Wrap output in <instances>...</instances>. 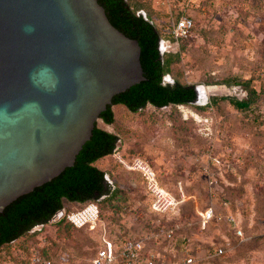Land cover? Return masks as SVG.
Segmentation results:
<instances>
[{
    "label": "rangeland",
    "instance_id": "rangeland-1",
    "mask_svg": "<svg viewBox=\"0 0 264 264\" xmlns=\"http://www.w3.org/2000/svg\"><path fill=\"white\" fill-rule=\"evenodd\" d=\"M125 1L165 36L169 21L154 0ZM190 16L192 28L179 41L162 83L192 85L194 102L163 109L146 105L134 114L117 105L111 107V125L96 121L117 136L126 156L150 164L175 196V210L161 216L150 212L137 175L107 156L94 165L107 173L116 193L112 200L97 202L93 228H45L11 243L0 253V264H17L30 247L47 249L56 264H87L103 240L117 243L128 237L148 238L147 249L179 264V235L193 264H264V0H199ZM231 86L247 97L254 93L249 107L236 110L228 104L223 94ZM209 87L214 90L208 94ZM62 206L79 207L65 201ZM208 207L214 218L202 229L199 215ZM229 214L241 237L227 225ZM174 226L172 246L154 242L151 235L160 227ZM217 246L224 253L206 257Z\"/></svg>",
    "mask_w": 264,
    "mask_h": 264
},
{
    "label": "water",
    "instance_id": "water-1",
    "mask_svg": "<svg viewBox=\"0 0 264 264\" xmlns=\"http://www.w3.org/2000/svg\"><path fill=\"white\" fill-rule=\"evenodd\" d=\"M122 0H0V244L109 191L87 164L117 137L108 107L192 103L160 87L157 37Z\"/></svg>",
    "mask_w": 264,
    "mask_h": 264
},
{
    "label": "built area",
    "instance_id": "built-area-1",
    "mask_svg": "<svg viewBox=\"0 0 264 264\" xmlns=\"http://www.w3.org/2000/svg\"><path fill=\"white\" fill-rule=\"evenodd\" d=\"M164 10L169 27L165 36H159L157 50L160 56L173 55L177 52L178 43L187 38L192 28V17L190 16L192 5L199 0H154ZM219 92H224V97L241 101L246 97L245 91L239 86H231ZM223 90V91H222ZM165 107L159 108L163 109ZM113 162L122 170L136 174L143 187L144 194L149 203V210L155 215H165L173 212L177 205L175 196L160 185L157 175L150 164L139 157L125 156L121 150V143L117 140L112 153L109 156ZM107 181V175H104ZM98 207L95 202H86L74 210H67L63 206L56 210L44 225H36L28 231V235L38 236L43 228H52L60 222H64L74 229H91L98 219ZM214 218L211 208H206L199 215V226L204 228ZM227 225L237 237H241L238 223L234 216L228 215ZM177 227H160L155 234L151 235L156 244L174 243V233ZM148 238H126L122 242L113 243L103 240L95 250L87 264H173L165 256L146 248ZM172 246V245H171ZM173 248V247H171ZM39 249L32 247L26 249L23 256L19 257L17 264H56L49 258L43 257ZM179 264H193L194 259L186 240L178 236ZM172 250V249H171ZM224 253L221 246L206 251V257L219 256ZM178 264V263H175Z\"/></svg>",
    "mask_w": 264,
    "mask_h": 264
},
{
    "label": "trees",
    "instance_id": "trees-1",
    "mask_svg": "<svg viewBox=\"0 0 264 264\" xmlns=\"http://www.w3.org/2000/svg\"><path fill=\"white\" fill-rule=\"evenodd\" d=\"M122 1H123L124 4L126 5V7H127L128 11L130 12V14H131L134 18H137L136 10H132V8L129 7V5L127 4V2H126L125 0H122ZM140 16H141V15H140ZM141 18H142V20H143L145 23H147V24L153 29V31H154V33H155V35H156V37H157V40H158V38H159V34H158V32L156 31V29L154 28L153 24L150 22V20H149L147 17H142V16H141ZM181 41H182V40H181ZM157 54H158L159 64H160V82H159L160 87H171V86L176 85V84H177L179 87H183V88H184V87L192 86V85L181 84V83H179V82H177V81H172L171 84H163V83H162V78H163L164 75L168 74L169 66H170L171 63H172L173 58L176 57V56H175L176 54H173V55L168 54V55H162V56H160L159 53H158V50H157ZM193 89H194V87H193ZM194 95H195V91H194ZM253 95H254V93L250 91L249 94H248V97L246 96V97H245L243 100H241V101H237V100H235V99H233V98H225V100H226V101L228 102V104H229L230 106H232L234 109H236V110H243V109L249 107V105H250L251 102L253 101V99L251 100V97H252ZM193 102H194V101H193ZM193 102H192V103H193ZM189 104H191V103H170V102H166V103H165L163 106H161V107H153V106H151V105L147 102V100H145V101H144V105H143L141 108L136 109V110L133 111V112H130V111H129L125 106H123L122 104H113V105H110V106L108 107L109 112H110V114H111V120H110V123H109V124H105V123H103L99 118H98V120L101 121L102 124H104V125H106V126L111 125V124L113 123V113H112V111H111V107H112V106H117V105L122 106V107H123L126 111H128L129 113L134 114V113H137V112L143 110V109L145 108L146 105H149V106H151V107H153V108H155V109H159V108L167 107V106H187V105H189ZM94 128L97 129V130H99V131H101V132H103V133H106V134H109V135H111V136L117 137V136H115L114 134H111V133H109V132H106L105 130H102V129L98 128V127L96 126V123H94ZM117 140H119V139H117ZM117 140H116V141H117ZM116 141H115V142H116ZM119 141H120V140H119ZM115 142H114V144H115ZM120 143H121V142H120ZM114 144H113V147H114ZM113 147H112V150H113ZM112 150H111V153H112ZM111 153H110V154H111ZM110 154L103 155V156H101V157H99V158L95 159L94 161H92V162H90V163L87 164V167H88V168H94L96 171H98V172L101 174V178H102L103 182L109 186V191H108L107 193H105V194L100 195V196L97 197L96 199H88V200H84V201H82V202L69 201V200H67L66 198H64L63 196H61V197H59V199H58V202H59L60 208H62V203H63V201H65V202H67V203H74V204H77V205H79V207H80L82 204H84V203H86V202H95L96 205H97V202H98V201H104V200H107V201H108V200H112V199L115 198L116 190H115V186H114V184L109 183L108 180L106 181V180L104 179V175H106L107 173L104 172V171H102V170H100V169H98V168L94 165L97 161H99V160H101V159H103V158H105V157H107V156H110ZM123 154H124V153H123ZM124 155H125V154H124ZM125 156H126V155H125ZM131 157H133V156H131ZM117 166H118V165H117ZM118 167H119V166H118ZM119 168H120V167H119ZM137 177H138V176H137ZM138 178H139V177H138ZM139 182H140V179H139ZM159 183H160V182H159ZM160 185H161V184H160ZM142 188H143V187H142ZM60 208H59V209H60ZM54 212H55V211H54ZM54 212H53V213H54ZM46 221H47V220H46ZM46 221H45V222H42V223H39V224H36V225H44V224L46 223ZM36 225H34V226H36ZM34 226H32L31 228H33ZM53 227H54V228H58V227H70V228H72L71 226H69L68 224H66V223H64V222H60V223L56 224V225L53 226ZM31 228H29L28 230H26L25 232H23L22 234H20L19 236H17V237H16L14 240H12L10 243H2V244H0V253H1L3 250L5 251V249H7V248L10 246V244L13 243V242H16V241H18V240H20V239H27V240H28V238H30L31 236H36V235H28V231H29ZM43 229H45V228H43ZM23 242H24V241H23ZM22 244H23V243H22ZM46 250H47V249H43V248L40 249V250H39L40 255H42L43 257H47V258H49L52 262H54V261L52 260V258H50V257L48 256ZM54 263H55V262H54Z\"/></svg>",
    "mask_w": 264,
    "mask_h": 264
},
{
    "label": "bare ground",
    "instance_id": "bare-ground-1",
    "mask_svg": "<svg viewBox=\"0 0 264 264\" xmlns=\"http://www.w3.org/2000/svg\"><path fill=\"white\" fill-rule=\"evenodd\" d=\"M212 87H209V89H207L206 90V92H208V94H209V92H210V90L212 91V90H214V89H211ZM215 93V92H214ZM214 93H211V95H213ZM93 228V227H92Z\"/></svg>",
    "mask_w": 264,
    "mask_h": 264
},
{
    "label": "crops",
    "instance_id": "crops-1",
    "mask_svg": "<svg viewBox=\"0 0 264 264\" xmlns=\"http://www.w3.org/2000/svg\"><path fill=\"white\" fill-rule=\"evenodd\" d=\"M112 107H113V106H112ZM97 162H98V161H97ZM97 162H96V163H97ZM96 167H97V166H96ZM97 168H98V167H97ZM98 169H99V168H98ZM69 204H72V203H69Z\"/></svg>",
    "mask_w": 264,
    "mask_h": 264
}]
</instances>
